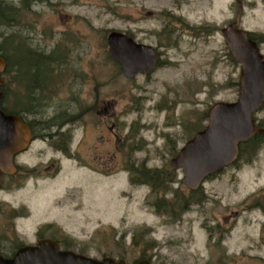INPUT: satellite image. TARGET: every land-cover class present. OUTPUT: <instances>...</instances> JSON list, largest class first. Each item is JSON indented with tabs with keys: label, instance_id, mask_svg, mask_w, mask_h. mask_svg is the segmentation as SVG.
Masks as SVG:
<instances>
[{
	"label": "rangeland",
	"instance_id": "1",
	"mask_svg": "<svg viewBox=\"0 0 264 264\" xmlns=\"http://www.w3.org/2000/svg\"><path fill=\"white\" fill-rule=\"evenodd\" d=\"M240 1V27L264 36V0ZM7 3L11 10L0 17V55L11 59L4 58L3 105L62 123L49 128L55 138L36 140L31 148L42 149V156L32 157L31 163L44 166L57 160L59 171L46 172L43 180L28 181L8 196L32 197L25 232L32 233L42 222L55 223L67 238L82 242L61 243L62 248L95 259L106 256L131 263L146 255L152 264H264V142L254 156V150L246 152L233 168L205 184L211 195L201 208L191 207L174 218L154 210L155 197L145 203L149 185L139 174L143 167L174 172L171 156L207 125L208 109L215 102L236 99L239 65L220 33L234 21L236 1ZM110 31L132 34L154 47L159 52L156 68L124 78L117 61L108 56ZM259 47L264 54V43ZM33 54L44 55L47 63L30 64ZM97 93L106 100L114 97L116 168L109 177L80 168L76 159L79 142L85 143L79 151L86 162L99 136L112 138L100 130ZM253 116L264 125V106ZM67 141L69 155L49 146ZM175 174L182 176L180 171ZM179 184L180 198L186 197V188ZM231 210H239L240 216L226 243H207L200 224L204 215L211 212L220 219ZM34 244L0 243V252L10 255L21 245Z\"/></svg>",
	"mask_w": 264,
	"mask_h": 264
},
{
	"label": "water",
	"instance_id": "2",
	"mask_svg": "<svg viewBox=\"0 0 264 264\" xmlns=\"http://www.w3.org/2000/svg\"><path fill=\"white\" fill-rule=\"evenodd\" d=\"M237 10L233 23L221 29L234 62L240 64L239 92L233 102H215L208 109L207 125L197 131L172 158L174 168L183 171L182 183L195 189L210 173L232 163L238 154V143L253 134L264 135V127H257L252 113L264 101V57L248 32L239 28L242 3L236 0ZM108 55L120 64L121 74L133 78L135 74L151 70L157 60L155 50L136 43L125 33L110 31L106 37ZM6 65L0 56V73ZM1 84V78H0ZM2 93L0 91V100ZM29 128L14 115L0 108V163L10 164L12 156L24 150L31 142ZM0 264H128L124 259L103 257L100 260L61 250L58 243L48 240L35 245L19 247L12 256L0 254ZM131 264H151L141 259Z\"/></svg>",
	"mask_w": 264,
	"mask_h": 264
},
{
	"label": "flooded vegetation",
	"instance_id": "3",
	"mask_svg": "<svg viewBox=\"0 0 264 264\" xmlns=\"http://www.w3.org/2000/svg\"><path fill=\"white\" fill-rule=\"evenodd\" d=\"M7 1L13 0H0V8L10 7ZM18 1L21 6L28 7L31 3H35L37 0ZM127 36L134 40L136 43H142L138 42L132 34H127ZM252 36L257 42L258 46H261L264 43V36ZM154 50L157 55L155 67L150 71L142 72L139 74H149L158 65L159 52L155 48ZM34 68H36V66H34ZM32 71L33 82H31L34 86V83L36 84V81L34 80L36 78L35 69H33ZM3 73L4 72L0 74L2 78L0 91L2 92L1 108L3 109L4 113L7 115L17 116L21 120V122L29 128L33 142L36 140L42 141V139L47 140L48 137L55 138L56 135L52 134V130L49 128L53 126H61V122L57 125V123H49L50 119L47 121H42L33 112H16L7 109L3 105V99L7 94L6 88L4 86ZM96 95L97 98L95 99H97L98 107L97 113L102 118V125L100 130L107 131V133L110 134L112 138H107L106 140L103 136H99L97 138L98 144L94 145L92 148L89 147V150L91 151V160H86V162L83 159V156H81L83 150L81 151V153L79 151V149L83 147L85 143L82 141L79 142L78 144H76L75 149L76 159L77 161H79L80 168L87 169L88 171H91L103 177H109V175L112 176L115 173L116 168V152L114 144V137L116 136L115 124L111 121L114 115V97L113 95H109L106 100L101 97L98 98V93ZM263 106L264 102L261 108ZM261 108L259 109V111L261 110ZM67 121H65V123ZM105 140L107 141V147H103L106 143ZM33 142H31L26 149L14 154V156H12L10 164H8L7 166H4L0 163V243H39L43 240H48L50 243H82L80 241L67 238L66 235H64V233L61 231V229L52 222H42L37 224L33 229L34 231L30 234L25 232V222L28 221L32 216V211L28 205V203H30L29 201L32 200V197L27 198V200L21 197L15 200H11L10 197H8L12 192L18 191L20 188H22L23 185L28 181L37 182L39 180H43L46 177V172L48 173L49 171H54L55 173H57L60 169V165L57 160L49 161L44 166H39V164L37 163H31L32 157L42 156V149H31L33 146ZM49 146L52 147L54 151L61 153V155H69L67 154V148H64L61 144L51 143L49 144ZM252 150H254V148L250 145L248 147H244L242 150H240L239 147V156H243L246 152ZM33 151L35 152V154H32ZM86 151L87 149L85 150V153ZM176 154L172 155L169 160L171 167L174 169V172L171 171L170 174L168 172L158 171L157 169H144L143 166V168L139 171V174L143 175V179L141 180L142 183L149 185L145 203L151 204V201H149V199L151 200L152 197H155V201L152 203L154 210H164L165 213L173 218L177 215L179 216L182 212L191 207L198 206L199 208H201V205L205 203L204 201H207L208 196L211 195L210 192L206 191L205 184L217 180L221 172L227 170L228 168H233L238 161H234L232 164L208 174L196 189H188L181 183V178L178 177V174H175L178 171H180L182 174L181 169H176L172 165V158ZM127 174L130 177L129 169L127 170ZM129 180V182H132L131 178H129ZM174 183L177 184L176 187H173ZM179 183H181L186 188V197L181 195L180 198V195L178 194V187L180 185ZM168 194H170L169 199H165L166 195ZM157 199H159V201H157ZM202 210L203 213L206 211L204 207H202ZM206 213L207 212H205V214ZM239 216V210H231L227 213V215H221L220 219L215 218L213 216V213L211 212H209L208 216L206 217L204 215V219L200 222V224L204 230L207 243H226V237L232 230L234 222L238 219ZM227 228L229 229L228 231ZM62 230L64 229L62 228Z\"/></svg>",
	"mask_w": 264,
	"mask_h": 264
},
{
	"label": "trees",
	"instance_id": "4",
	"mask_svg": "<svg viewBox=\"0 0 264 264\" xmlns=\"http://www.w3.org/2000/svg\"><path fill=\"white\" fill-rule=\"evenodd\" d=\"M6 10L7 11H10L11 10V7H6V8H0V17L4 14V13H6ZM3 58H6V60H11V59H8V56L7 55H5V53L4 54H2L1 55ZM44 55H40V54H38V55H32L31 56V58H26L25 59V61L28 59L29 60V63L30 64H37V63H42L43 61H45L46 63H47V61H46V59H44V57H43ZM40 57V58H39ZM53 59V58H52ZM51 59V60H52ZM9 62H11V61H9ZM24 62V61H23ZM263 140H264V138H262V137H260V136H258V135H255V136H253L251 139H249L247 142H245V143H242L241 145H240V150H242L246 145H250V146H253V148L254 149H256V147H259V145H260V143L261 142H263ZM64 148H67L68 147V145H69V143H68V141L67 142H64V143H60ZM140 259H148V260H150V257L148 256H146V255H142V256H140Z\"/></svg>",
	"mask_w": 264,
	"mask_h": 264
}]
</instances>
